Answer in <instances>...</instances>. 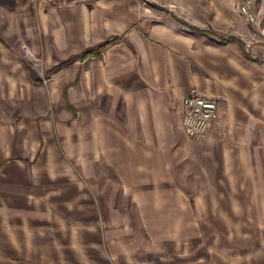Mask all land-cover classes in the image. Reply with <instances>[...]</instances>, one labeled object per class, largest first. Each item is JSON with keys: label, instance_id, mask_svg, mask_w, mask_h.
<instances>
[{"label": "crops", "instance_id": "0c3cea01", "mask_svg": "<svg viewBox=\"0 0 264 264\" xmlns=\"http://www.w3.org/2000/svg\"><path fill=\"white\" fill-rule=\"evenodd\" d=\"M242 1L149 0L119 13V0H101L70 19L77 21V44L69 31L61 35L41 8L25 30L40 33L47 43L61 42L65 55L79 52L77 69L63 78V89L78 84L79 143L82 151L84 143L95 144V158L109 160L121 189L129 188L124 175L166 176L189 159L196 174L208 176L213 193L207 203L197 194L178 198L175 206L247 200L254 212L249 221L261 224L254 237L262 240L264 51L247 55L243 50L252 28L237 12ZM1 16L12 30L19 27L16 16ZM7 70L13 68L0 70V78H16ZM191 89L218 104L217 122L201 143L191 142L183 130L182 99ZM1 121L0 116V264H150L140 248L88 252L86 211L80 209L85 201L79 204L78 221H71L70 200L45 196L46 186L34 178L38 169L24 165L17 147L8 148L15 135L7 136ZM35 145L36 152L37 140ZM232 191L244 194L232 196ZM130 201L125 204L167 205L150 198Z\"/></svg>", "mask_w": 264, "mask_h": 264}, {"label": "rangeland", "instance_id": "374dc122", "mask_svg": "<svg viewBox=\"0 0 264 264\" xmlns=\"http://www.w3.org/2000/svg\"><path fill=\"white\" fill-rule=\"evenodd\" d=\"M100 1L0 0V14L16 16L19 26L12 30L0 15V70L11 67L7 74L16 75L0 78V104L6 109L0 112L1 122L7 125V136L15 135V141L7 142L8 148L17 147L24 165L38 169L34 178L46 186L45 196L70 200L71 221H78L79 204L85 201L86 207L80 209L86 211L88 252L94 247L126 246L140 248L150 264H264V238L254 237L261 224L249 221L254 212L247 200H225L218 207L175 206L178 198L197 194L207 203V195L213 193L208 189V176L196 174L189 159L184 162L187 166L170 169L166 176L124 175L129 188L121 189L109 160L95 158L94 143H84L82 151L77 80L69 90L63 89L64 76L77 69L79 52L65 55L61 42L47 43L40 33L29 35L25 25L41 8L61 35L69 31L77 44L73 31L77 21L70 19H77L80 9L93 10ZM147 2L119 0L115 7L124 13L128 5L138 9ZM255 11L264 33V0H255ZM31 154L32 159L25 157ZM160 177L166 181L160 182ZM146 179L151 182L144 183ZM241 194L244 192H231L232 196ZM146 198L167 205L125 204Z\"/></svg>", "mask_w": 264, "mask_h": 264}, {"label": "built area", "instance_id": "2783aa9c", "mask_svg": "<svg viewBox=\"0 0 264 264\" xmlns=\"http://www.w3.org/2000/svg\"><path fill=\"white\" fill-rule=\"evenodd\" d=\"M149 2V0H146ZM238 14L252 28L249 37L243 40L245 54L251 55L264 51V33L260 31L258 17L254 9V0H243L237 6ZM264 59V56H263ZM264 64V60H263ZM184 109L183 130L193 142H203L212 125L217 122L218 104L215 99L200 94L196 89L182 99Z\"/></svg>", "mask_w": 264, "mask_h": 264}]
</instances>
